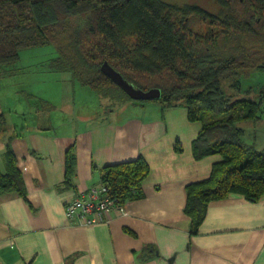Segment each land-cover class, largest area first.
Listing matches in <instances>:
<instances>
[{"label":"trees","instance_id":"obj_1","mask_svg":"<svg viewBox=\"0 0 264 264\" xmlns=\"http://www.w3.org/2000/svg\"><path fill=\"white\" fill-rule=\"evenodd\" d=\"M214 1L221 14L167 0H0V77L14 73L21 49L53 44L57 55L50 58L49 70L68 72L73 81L119 103L148 102L132 99L119 87L104 71L109 65L137 88H160L162 97L153 101L163 110L185 107L188 119L201 124L194 156L222 158L208 178L188 185L185 212L192 218L191 234L198 232L211 201L240 193L257 202L264 194V150L245 142L239 126L264 112V0ZM191 17L207 21L208 33L191 28ZM253 70L262 75L259 94L236 95ZM145 77L156 78L153 87L141 82ZM225 81L234 94L224 88ZM6 119L0 112V139L8 132ZM6 147L0 192L26 198L10 140ZM72 166L70 156L69 183ZM102 172L107 195L124 204L144 196L151 169L139 157Z\"/></svg>","mask_w":264,"mask_h":264},{"label":"crops","instance_id":"obj_2","mask_svg":"<svg viewBox=\"0 0 264 264\" xmlns=\"http://www.w3.org/2000/svg\"><path fill=\"white\" fill-rule=\"evenodd\" d=\"M124 108L64 129L53 119L11 125L0 172L10 140L27 195L0 192V264H264V194L257 202L240 193L211 201L191 234L188 185L208 178L222 157L194 156L201 124L185 107L152 114ZM139 157L151 172L144 196L125 202V214L111 208L95 224L67 218L73 199L102 185L103 167Z\"/></svg>","mask_w":264,"mask_h":264},{"label":"rangeland","instance_id":"obj_3","mask_svg":"<svg viewBox=\"0 0 264 264\" xmlns=\"http://www.w3.org/2000/svg\"><path fill=\"white\" fill-rule=\"evenodd\" d=\"M167 1L180 4L197 3L216 14L223 12L220 5L214 0ZM240 6L243 8V3ZM189 26L200 34L208 33L210 28L207 21L195 17L189 19ZM56 55L57 50L53 44L23 48L20 50V58L15 64L14 73L0 77V112H4L8 124V132L0 139L1 166H3L4 160L1 147L13 132L11 127L13 123H18L17 129L19 130L25 123L41 122L44 125L45 121L53 119L52 121L57 127L64 124L62 127L64 129L72 127L73 120L75 119L76 122L77 118L81 119L82 116L88 117L91 124L104 118L106 120L109 115L124 111V107L129 113L144 112V107L150 114L157 110L164 111L161 104L156 101H148L144 104L116 102L109 96L96 93L89 86L73 81L68 72L49 70L47 64L50 58ZM249 74H251L250 77L242 79L243 91L241 93L230 89L227 81L224 82V88L239 96L251 94L256 97L262 86L259 83V78H262V75L260 76V73L255 70ZM140 80L150 88L154 86L152 81L156 78L145 77ZM44 99L50 102L46 103ZM120 107L124 109H120ZM262 116L260 119L239 124L244 131L243 140L253 144L257 150H264V112Z\"/></svg>","mask_w":264,"mask_h":264},{"label":"built area","instance_id":"obj_4","mask_svg":"<svg viewBox=\"0 0 264 264\" xmlns=\"http://www.w3.org/2000/svg\"><path fill=\"white\" fill-rule=\"evenodd\" d=\"M125 214L124 204H119L107 195L105 186L92 188L88 193L79 194L66 207V216L71 221L80 224H95L104 220V214L111 208Z\"/></svg>","mask_w":264,"mask_h":264},{"label":"water","instance_id":"obj_5","mask_svg":"<svg viewBox=\"0 0 264 264\" xmlns=\"http://www.w3.org/2000/svg\"><path fill=\"white\" fill-rule=\"evenodd\" d=\"M104 71L110 76V78L128 95L134 100H146L153 101L158 100L162 97V91L160 88H153L150 90H144L135 87L133 84L128 82L123 76L109 65L104 66Z\"/></svg>","mask_w":264,"mask_h":264}]
</instances>
